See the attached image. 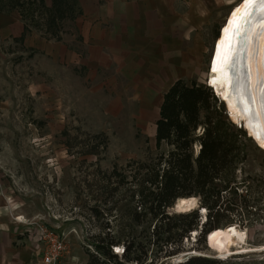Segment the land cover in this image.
<instances>
[{"label": "rangeland", "instance_id": "374dc122", "mask_svg": "<svg viewBox=\"0 0 264 264\" xmlns=\"http://www.w3.org/2000/svg\"><path fill=\"white\" fill-rule=\"evenodd\" d=\"M239 1L206 0L213 19L206 52L187 84L209 87L214 42ZM79 10V0H0V221L15 223L37 264L48 250L46 231L65 242L57 264H180L194 256L264 264V252L218 258L210 242L212 233L235 226L248 247H264V151L209 87L232 167L192 196L196 209L178 213L176 201L164 210L169 219L154 218L151 195L162 180L155 163L167 150L156 148L160 109L144 108L145 94L132 86H104L105 72L86 66ZM204 131L202 125L196 137ZM200 149L198 142L195 156ZM194 215L199 225L190 231ZM99 245L117 257L98 255Z\"/></svg>", "mask_w": 264, "mask_h": 264}, {"label": "crops", "instance_id": "0c3cea01", "mask_svg": "<svg viewBox=\"0 0 264 264\" xmlns=\"http://www.w3.org/2000/svg\"><path fill=\"white\" fill-rule=\"evenodd\" d=\"M79 4L77 27L85 37L86 66L105 72L101 84L113 91L128 92L127 86H132L130 92L145 94L144 108L161 109L165 93L193 75L206 52L205 32L213 20L206 0H79ZM4 219L0 264H37L23 238L15 234V223Z\"/></svg>", "mask_w": 264, "mask_h": 264}, {"label": "trees", "instance_id": "16d2710c", "mask_svg": "<svg viewBox=\"0 0 264 264\" xmlns=\"http://www.w3.org/2000/svg\"><path fill=\"white\" fill-rule=\"evenodd\" d=\"M213 97L209 87L196 81L187 84L184 80L177 81L164 95L160 119L156 123L155 141L159 151L164 145L167 150L161 152L155 163V168L161 171L162 180L159 191L151 195L153 206L150 211L154 218L161 216V221L169 219L164 210L172 207L179 198L204 195L209 191L211 181L232 167V149L221 133L220 123L216 122L219 115L217 110L212 109ZM203 111L208 113L205 121L201 120ZM202 125L205 131L198 138L196 132ZM198 142L201 149L195 156L194 146ZM203 206L213 209L206 201ZM198 218L194 215L190 231L198 227ZM96 251L106 259L117 257L108 247L99 245ZM130 251V248L128 252L124 250L123 255L127 259ZM180 264L214 262L205 257H192Z\"/></svg>", "mask_w": 264, "mask_h": 264}, {"label": "bare ground", "instance_id": "6f19581e", "mask_svg": "<svg viewBox=\"0 0 264 264\" xmlns=\"http://www.w3.org/2000/svg\"><path fill=\"white\" fill-rule=\"evenodd\" d=\"M260 3L240 0L231 9L214 42L206 83L225 104L232 122L264 151V13L259 10ZM197 206L194 197L179 198L175 210L187 213ZM228 228L211 234V248L218 258L264 252V247L247 246L245 232L235 226Z\"/></svg>", "mask_w": 264, "mask_h": 264}, {"label": "built area", "instance_id": "2783aa9c", "mask_svg": "<svg viewBox=\"0 0 264 264\" xmlns=\"http://www.w3.org/2000/svg\"><path fill=\"white\" fill-rule=\"evenodd\" d=\"M45 237L48 239L49 244L44 258V264H57L58 259L66 248L65 242L53 232L46 231Z\"/></svg>", "mask_w": 264, "mask_h": 264}, {"label": "snow or ice", "instance_id": "6c2138e0", "mask_svg": "<svg viewBox=\"0 0 264 264\" xmlns=\"http://www.w3.org/2000/svg\"><path fill=\"white\" fill-rule=\"evenodd\" d=\"M247 3H251V0H246ZM259 10L264 13V0H261V3L259 4ZM259 127V125H257Z\"/></svg>", "mask_w": 264, "mask_h": 264}]
</instances>
